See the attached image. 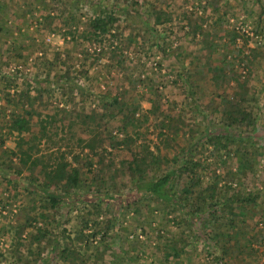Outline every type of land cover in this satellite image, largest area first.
<instances>
[{"label":"rangeland","instance_id":"374dc122","mask_svg":"<svg viewBox=\"0 0 264 264\" xmlns=\"http://www.w3.org/2000/svg\"><path fill=\"white\" fill-rule=\"evenodd\" d=\"M99 6L119 27L93 47ZM225 101L257 119L242 125L248 137L225 132ZM26 109L35 131L57 117L38 168L66 152L90 200L51 207L36 191L39 169L20 162L9 132ZM70 112L89 116L80 134L96 152L62 129ZM216 136L228 150L210 144ZM111 137L126 145L111 149ZM143 146L153 163L142 181L183 155L199 164L171 184L183 209L143 195L122 167ZM39 228L46 239L31 242ZM55 247L73 252L58 264H264V0H0V264H46Z\"/></svg>","mask_w":264,"mask_h":264},{"label":"trees","instance_id":"16d2710c","mask_svg":"<svg viewBox=\"0 0 264 264\" xmlns=\"http://www.w3.org/2000/svg\"><path fill=\"white\" fill-rule=\"evenodd\" d=\"M99 13L92 18H90L88 22V32H87V40L90 42L91 46L103 45L109 39V37L115 38V32L119 27V18L113 13L112 10H109L105 7H98ZM159 18V17H158ZM166 19H157L158 24H164ZM240 38V35L237 32L232 33V42L235 43L237 39ZM211 45V43H207V46ZM214 45L209 46L210 51L213 50ZM117 50V47L114 48V51ZM113 53V51H112ZM116 54V52H115ZM219 78L222 75H218ZM29 88L27 91L29 92ZM26 91V92H27ZM26 92L23 91L19 97L25 96ZM21 99L12 100V104L14 106H18L21 103ZM226 104L228 103L225 101ZM241 103V102H240ZM224 113L227 114V118L229 119L225 124V132L234 133L239 138H246L248 135L245 132H241L242 125L248 121L249 125L256 124V118L252 116V114L248 113L245 109H242L239 104L233 105L235 110L231 109L228 104L224 107ZM159 107L157 104H154L153 109L151 110V114L154 116L158 115ZM135 114H131L130 117L124 116L123 118V128L127 129L128 125H132L134 127L137 126V118ZM31 112L30 110H25L23 114L13 115L12 121L9 126V132L11 134H17V150L16 155L19 156V160L23 165H30V169H34L35 167H39L41 163V158L43 155L39 156V146L45 141L49 142L52 140L50 133L48 131V126L56 123V116H49L50 120L42 121L40 123L41 127L38 131L34 130L33 121L31 120ZM89 116L82 114L71 113L68 118L63 119L59 118V122L62 124V129H67V133L69 136H78V146L82 147V150L88 149L91 152H96V148L98 147L97 139L92 138V140L88 137L85 138L80 134V129L83 126L88 124ZM177 132L179 128L176 126ZM176 133V132H175ZM177 134V133H176ZM222 136V135H221ZM245 136V137H244ZM106 142L109 144L111 149H120V146L126 145V141H117L115 137H111L106 139ZM102 143V141H101ZM100 143V145H101ZM213 147L218 150H228L229 145L222 142V137L216 136L210 142ZM143 153L140 155H131L129 160H123L121 165L125 168L132 176L137 175L138 183L137 189L143 192V195L149 197L151 199H156L160 204H171L177 206L179 208H184L180 199H177L176 196L172 192L171 184L175 182L177 177H183L184 175H190L192 173L193 168H197L199 166L198 163L192 162L190 159H186L183 155L182 157L175 159L172 163V167L164 172L158 178H151L147 181H142L141 176L150 171V167L153 161H150V158H153V153L149 151V147L143 146ZM97 155V153H96ZM185 159V160H184ZM74 161H78V156L74 157ZM39 169V175L41 176V184L37 187V192L39 195L44 197L48 204H51V207H57L58 205L70 207L74 204L82 203L83 201L90 200V194H83L80 191L82 187L81 184V174L80 169L74 167L73 164L68 161L67 153L60 152V156L58 160L52 166L43 165ZM14 178L15 177H11ZM193 182L194 180H190ZM189 181V182H190ZM201 179L197 178L196 184H200ZM19 183L25 188H29V184L26 180L20 179ZM101 194H98L95 198L103 200ZM214 203V205H216ZM165 208H167V206ZM95 206V205H93ZM214 207V206H213ZM210 207L212 210V215L215 213V209ZM96 210L102 209V206H95ZM201 209L198 211H192L189 213L192 220L196 218H200L199 213ZM47 231H43L42 229H38L36 232L35 238L31 241H43L46 239ZM231 235L229 234L226 238L227 241L230 240ZM206 238H208L206 236ZM58 242V239H56ZM209 240H211L209 238ZM72 251L65 247L63 250H59V248L55 247L53 251V255L50 257L49 262L46 264H58L57 262L60 260L68 261L69 256L72 255ZM63 264V263H59Z\"/></svg>","mask_w":264,"mask_h":264}]
</instances>
